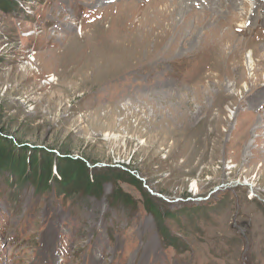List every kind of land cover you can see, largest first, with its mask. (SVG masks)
Wrapping results in <instances>:
<instances>
[{
	"label": "rangeland",
	"instance_id": "obj_1",
	"mask_svg": "<svg viewBox=\"0 0 264 264\" xmlns=\"http://www.w3.org/2000/svg\"><path fill=\"white\" fill-rule=\"evenodd\" d=\"M236 4L222 39L207 0H0V264H264V24Z\"/></svg>",
	"mask_w": 264,
	"mask_h": 264
},
{
	"label": "bare ground",
	"instance_id": "obj_2",
	"mask_svg": "<svg viewBox=\"0 0 264 264\" xmlns=\"http://www.w3.org/2000/svg\"><path fill=\"white\" fill-rule=\"evenodd\" d=\"M208 1V5H210L208 8H206L203 14V17L197 22V23H201L202 26L205 25H209L212 27V31L215 37H221L219 36V31L220 29L224 26L227 17L231 14V12H233V10L236 8V0H226L227 3H225L224 0H207ZM255 1V7L253 10V17L257 18L256 21H262V24H264V0H254ZM175 2V1H174ZM173 5V4H172ZM243 6H245L246 8V4H243ZM220 9L222 10V12H220ZM200 13V12H199ZM201 15V14H200ZM197 18V17H196ZM238 19H241L243 17L237 16ZM253 20V18H250ZM195 22V20H194ZM195 22V23H196ZM255 22V21H254ZM256 24V23H255ZM195 27V26H194ZM232 28V25H231ZM254 28V27H252ZM244 29V28H243ZM246 29V28H245ZM222 31V30H221ZM234 32L236 33V30H234ZM243 34L244 30L240 29L238 30V32L236 34L233 33V35H237V34ZM223 35L226 34V32L222 33ZM232 34V33H231ZM259 34V33H258ZM263 35V34H261ZM232 37V35H231ZM237 37V36H236ZM222 39H225L224 37H221ZM263 38V37H262ZM221 39V40H222ZM218 40V38H217ZM219 42V41H218ZM216 42L215 44H213L215 47L217 45ZM224 42V40H223ZM235 42V41H234ZM245 42V41H244ZM210 45V44H209ZM219 48V47H218ZM209 55L206 54L205 56L207 57ZM54 80H56V78L54 77V75L48 79L49 82H53ZM257 93V92H256ZM253 95V94H252ZM255 96V94H254ZM252 97V96H251ZM257 97V96H256ZM254 97V98H256ZM259 98V97H258ZM252 102V101H251ZM257 102V101H256ZM254 103V102H253ZM254 105V104H253ZM49 237L47 239V241H44V246L48 247L49 243L52 242L51 241V237H52V232L50 231L49 235L47 236ZM47 243V245H46ZM49 248V247H48ZM47 249V248H46ZM121 251V250H120ZM121 258V257H120ZM42 258H39V261L41 262ZM122 261V260H121ZM132 264V263H131Z\"/></svg>",
	"mask_w": 264,
	"mask_h": 264
},
{
	"label": "trees",
	"instance_id": "obj_3",
	"mask_svg": "<svg viewBox=\"0 0 264 264\" xmlns=\"http://www.w3.org/2000/svg\"><path fill=\"white\" fill-rule=\"evenodd\" d=\"M34 157V156H33ZM30 158H32V156L30 155L29 156V159H28V162H30ZM9 160V167H11V169L15 172V175H19L20 171H22L24 168H25V162L24 160H21V161H18V162H14L13 161V158H8L6 159V162ZM41 175H39L37 181L39 180V184L37 186V189L40 188V182H41ZM136 182L140 183V181L136 180ZM147 209L148 211H150L153 216L156 218V217H159L162 219V215L158 213V211H156L153 206L151 205L150 202H147Z\"/></svg>",
	"mask_w": 264,
	"mask_h": 264
}]
</instances>
